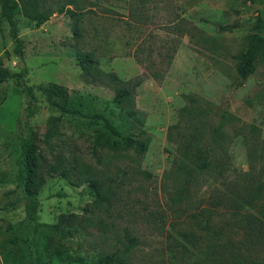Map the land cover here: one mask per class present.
Masks as SVG:
<instances>
[{
  "label": "rangeland",
  "instance_id": "1",
  "mask_svg": "<svg viewBox=\"0 0 264 264\" xmlns=\"http://www.w3.org/2000/svg\"><path fill=\"white\" fill-rule=\"evenodd\" d=\"M44 2L55 14L43 25L17 16L22 58L14 52L0 4V67L11 75L27 71L22 85L14 77L0 82V206L17 203L0 212V264H34L33 258L39 264H97L114 253L128 264H227L216 260L211 237L215 225L231 215L213 206L223 187L199 176L198 188L183 198L184 178L174 164L177 144L169 132L185 108L192 117L200 109L209 113L207 131L227 114L237 178L250 171L246 143L235 134L243 123L258 126L260 152L264 62L240 85L234 57L246 50L248 35L264 19V0ZM60 7L83 16L59 14ZM83 53H92L96 64L82 68ZM112 74L125 83L143 80L132 104L114 102L121 85L112 81ZM27 87L37 99L28 123L46 162L61 155L71 171L69 179L47 177L40 194L44 227L32 248L27 242L32 230L26 222L27 201L18 186L21 138L29 134ZM59 87L68 99L58 93ZM56 103L85 114H105L127 137L145 143L146 152L110 136L103 121L65 113ZM54 122L58 133L51 151L46 141ZM94 179L104 184V204L89 187ZM62 217H67L70 225L63 229L72 230V237L64 238L53 228ZM240 219H234L236 228L227 237L244 238ZM180 232L198 235L201 245L193 248ZM131 240L136 244L130 245ZM58 245L66 255L54 252Z\"/></svg>",
  "mask_w": 264,
  "mask_h": 264
},
{
  "label": "trees",
  "instance_id": "2",
  "mask_svg": "<svg viewBox=\"0 0 264 264\" xmlns=\"http://www.w3.org/2000/svg\"><path fill=\"white\" fill-rule=\"evenodd\" d=\"M3 18L10 25V35L14 42V52L17 56L23 57L24 44L20 37V30L17 22V16L23 14L30 21L37 25H43L48 22L55 11L46 7L44 0H0ZM59 14H68L71 18L81 17L83 13H75L72 10L60 7ZM222 30H224L222 28ZM234 59L237 63V74L242 85L258 67L259 62H264V19L259 18L253 27V32L247 37V48ZM141 63L140 59H137ZM96 64L92 53H83L80 59V65L88 69ZM27 71L11 75L6 69L0 67V82H5L10 78H16L17 83L22 85ZM113 82L121 85L114 102L116 104H132L135 89L143 83L139 80L137 83L130 81L122 82L117 75H110ZM153 77L158 78L154 73ZM58 93L67 98L64 88L59 87ZM27 96L29 97L28 117L26 127L28 135L22 139V153L18 176V186L24 193L26 205V222L31 227V235L27 239L32 248L36 242L43 223L40 222V194L46 183V179L52 175H59L69 179L71 171L64 164L63 156L59 155L54 163L46 162L44 151L39 145V137L33 127L29 125L28 120L32 117L36 96L32 87H27ZM194 102V99L192 100ZM65 113L79 115L84 118L101 120L104 122L110 136L121 139L127 146H135L140 153H145L147 145L145 143H136L130 137H127L120 131L110 119L103 113L85 114L79 109L69 107L66 104L56 103ZM194 105V104H193ZM133 115V113H130ZM191 116V118H190ZM188 109L183 110L181 121L170 129L169 135L172 141L177 144V159L174 164L177 172L184 178V187L180 189L181 195L190 197L191 192L199 186V176H206L219 182L223 187L219 201L213 203L226 211L231 212L229 218L223 221L213 229L207 225L208 229H213L212 247L216 253V260L224 261L227 264H264V258L260 253L264 250V143L261 150L257 153V141L259 127L254 124H245L237 128L235 137L243 140L248 148V157L251 161V169L240 179L237 178L235 168L233 167L232 156L230 153V144L234 137L227 131L228 125L232 124L229 115H222V123L214 126L211 130H206L205 119L209 118V113L200 109L192 117ZM204 119V120H203ZM57 127L51 124L47 132V146L54 150L53 140L57 136ZM250 140V141H248ZM257 160V165L255 161ZM254 170H257L255 172ZM89 187L96 193V197L101 204L108 201L107 193L104 190V184L99 179L90 182ZM216 200V198H215ZM16 202L0 206V212L15 207ZM247 209L244 215L241 212ZM210 210V209H209ZM238 216L239 222L242 216V222L246 228L245 236L241 240L234 236H228L230 230L236 228L237 222L234 220ZM210 220V219H209ZM70 225L67 217H62L59 223L53 228L62 237L69 238L73 236L72 230L66 231L63 226ZM70 227V226H69ZM181 236L188 241L193 248L201 245L198 235L180 232ZM136 240H131L130 245H135ZM130 248V247H129ZM54 252L59 255H66L67 251L58 245ZM34 264H39L38 260L33 258ZM97 264H128L120 261L116 253L100 258Z\"/></svg>",
  "mask_w": 264,
  "mask_h": 264
}]
</instances>
